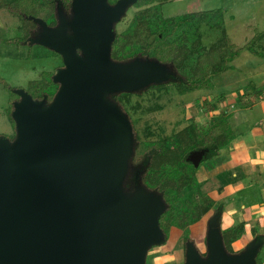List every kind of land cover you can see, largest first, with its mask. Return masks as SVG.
<instances>
[{
    "label": "water",
    "instance_id": "water-1",
    "mask_svg": "<svg viewBox=\"0 0 264 264\" xmlns=\"http://www.w3.org/2000/svg\"><path fill=\"white\" fill-rule=\"evenodd\" d=\"M135 1L74 0L70 25L63 17L56 27L35 19L37 41L64 66L53 75L59 88L50 102L16 90L15 140L0 136V264H145L163 239L161 196L123 190L134 132L109 99L168 79L167 64L153 58L112 61L113 24ZM201 156L188 159L198 166ZM205 243L202 255L187 242L183 264L256 262L255 240L226 251L216 214Z\"/></svg>",
    "mask_w": 264,
    "mask_h": 264
},
{
    "label": "rangeland",
    "instance_id": "rangeland-1",
    "mask_svg": "<svg viewBox=\"0 0 264 264\" xmlns=\"http://www.w3.org/2000/svg\"><path fill=\"white\" fill-rule=\"evenodd\" d=\"M3 1L13 2L20 8V12L32 15L34 20L41 15L48 18L51 12L49 7L46 8V4L37 5L39 1L44 0ZM34 1L37 2L31 4ZM198 11H207V14L201 22L194 20L196 24L191 25L192 30L187 24H181V18L185 19L189 13ZM123 16V19L115 24L118 33L111 43L114 58L124 56V52L128 53L126 51L128 45H132L133 49L138 51L141 47L145 48L142 44L146 40L149 43L164 34L165 44H168L166 51L171 48L176 54L180 48H186L183 66H186L190 74L188 64H196L202 58L204 69L207 67L209 72H212L218 63H213L209 55H213L214 60H219L222 52L232 54L241 49L239 54L229 61V68L216 76H211L212 89L200 88L184 93L174 84L158 86L160 83H152L157 86L148 88L149 84L126 94L122 93L121 107L129 115L133 130L140 140H158L176 134L192 123L209 122L224 111L217 109L219 103L222 104L219 102L221 99L233 101L228 99L233 98L230 92L244 93L245 99L254 101L258 96L253 92L254 87L264 90V0H150L145 3L136 0L126 8ZM22 19L6 7H0V37L5 41L0 42V78L6 84L0 83V136L12 141L15 140L16 130L10 115L14 103L20 98L16 90L23 89L33 99L46 101L45 97H34V87L37 88L40 84L48 86L49 88L45 89L47 94L58 89L59 83L53 80V75L57 69L62 68L60 65L63 63L60 56L52 55L51 49L40 44L37 39L31 38L32 43L19 46L6 41L23 37L20 29ZM130 25L134 26L132 31L134 29L135 36L130 34L129 37L121 33L123 28L125 32ZM210 48L214 49L208 54ZM150 49L154 51L155 48ZM112 61L124 63V59ZM50 72H53L52 79L47 75ZM47 79L52 82L45 84L44 81ZM204 100L210 103L211 108L205 110ZM258 108L259 106L254 104L248 118L257 115ZM198 150L202 154L201 159L209 156L207 148ZM207 158L209 159L202 163L213 164L217 161H212L213 157L210 156ZM216 179L212 177L202 181L201 190L208 193L212 191L216 187ZM252 193L257 196L256 192ZM244 195L252 197L247 193ZM213 214L210 209L207 215L205 213L204 222L199 220L189 225L187 229L188 237L202 253H206L207 222ZM233 245L238 249L240 243L235 242ZM184 256V234L182 230L171 226L165 243L150 248L145 264H183Z\"/></svg>",
    "mask_w": 264,
    "mask_h": 264
},
{
    "label": "trees",
    "instance_id": "trees-1",
    "mask_svg": "<svg viewBox=\"0 0 264 264\" xmlns=\"http://www.w3.org/2000/svg\"><path fill=\"white\" fill-rule=\"evenodd\" d=\"M146 1L150 0H139V2L143 3ZM33 3L34 2L31 4ZM0 7H6L12 13L18 14L21 18H23V22L20 25L23 37L6 41L12 42L17 46L26 43H32L30 29H33L32 33L34 34V27L37 24L36 21L31 17L32 15H27L26 13H23V11L20 12V8L16 7L13 3L4 2L3 0H0ZM218 10L220 11L221 9ZM206 14L207 11L191 12L186 16L185 19L181 18V24H187V27L192 30L191 25L196 24L195 21L201 22L202 19L204 20ZM132 27L134 26L130 25L124 34H127L129 37L130 34L135 36L136 34L133 33L134 29L132 31ZM163 35L164 34L158 36L149 43L146 40L142 44L145 48L141 47V49L138 51L133 49L132 45H128L126 47L127 50L125 49L128 53L124 52V56L119 58H114L111 51V58H113V60L124 59V61H128L138 56L142 58L147 56L162 63H166L169 67L167 74L168 79L160 83L158 86H163V84L170 83L176 85L179 91L187 93L200 88L212 89L213 87L210 83L211 76H216L217 74L229 68V61H231L241 51V49H237L232 54L222 52L219 60H214V56L209 55L210 60H212L213 63H218L216 67H213L212 72H209V68L207 69V67L204 69L202 65V58L199 59V62L196 64H186L189 71H191L190 74H188L186 66H183V56L186 53V48H180L176 54L172 52L171 48L166 51L168 44H165L166 38ZM0 42H5L3 41L2 37H0ZM150 48L155 49L153 51V49ZM213 49L214 48H210L208 54L211 53ZM50 52L52 55H58L53 50H50ZM200 56L201 55H198V57ZM47 75L50 77V79H52L51 77L53 72H50ZM2 82L5 84L4 80L0 78V83ZM49 82H52V80L48 81L47 79L44 81L45 84ZM153 86L157 85L150 84L148 88ZM45 87L46 86L42 84H40V86L37 88L34 87L33 95L35 98L45 97L46 103H48L53 99V95L55 94L57 88L53 93L47 94L45 93V89H47L48 86L46 88ZM8 88L10 89L9 86ZM122 93L126 94L128 92L124 91L111 93L109 94V99L117 102L121 110L125 113L121 107L122 104L120 95ZM243 95H241L239 99L241 101L248 100L245 99ZM204 107L206 110L211 108V105L208 101L204 100ZM127 116L130 120L129 115ZM10 118L12 122H14L12 114L10 115ZM195 123H192L191 126L188 125L182 131L176 134H172L158 140L142 141L133 130L134 137L132 144V154L128 160L127 173L124 178L123 189L124 192H132L137 186H140L146 190L154 191L160 195L164 201L165 209L159 216V225L163 232V239L160 243L155 245L165 243L168 238L171 226L182 230L184 234V248L187 242L194 243V241L188 237V226L199 221L215 203V201L209 196L207 192L201 190L202 182L197 180L195 174L198 166H195L194 163L188 158L196 150L204 148H207L210 158L216 156L221 149L227 147L233 141L235 134L231 129V126L228 122V114L225 111H221L218 115L205 124H197V122ZM137 150L139 151L136 158ZM209 156H204L200 160V163L209 159L207 158ZM222 210V207L218 208L216 212L218 217L220 216ZM220 232L225 249L228 253H239L240 251L244 250V248L234 250L232 246V243L244 234V223L242 221H236L228 227L220 228ZM252 235V240H255L256 243L260 244L258 250L260 252L262 246V237H264V234H261L257 227H252ZM259 252L256 256L255 264H262V261L259 257ZM205 254V252L202 253V255Z\"/></svg>",
    "mask_w": 264,
    "mask_h": 264
},
{
    "label": "crops",
    "instance_id": "crops-1",
    "mask_svg": "<svg viewBox=\"0 0 264 264\" xmlns=\"http://www.w3.org/2000/svg\"><path fill=\"white\" fill-rule=\"evenodd\" d=\"M253 92L258 94L254 101H241L239 97L244 93L236 92H230L233 98L235 97L228 98L233 100L232 102L224 99L219 101L222 106L217 104L216 108L226 110L228 122L235 134L234 139L213 157L212 161L217 160L213 164L199 162L195 173L199 182L217 178L216 187L207 193L215 201L210 208L214 214L219 207H223L219 216L220 228L228 227L236 221L244 223V234L232 243H240L238 249L233 245L234 250L245 248L252 241V227H257L258 231L264 234V90L254 87ZM253 102L259 106L258 114L248 118L253 109ZM253 191L257 196L253 195ZM246 193L252 197L244 195ZM205 220L204 214L200 222ZM261 243L263 250L258 252L264 264V237ZM257 244L259 250L260 244Z\"/></svg>",
    "mask_w": 264,
    "mask_h": 264
},
{
    "label": "flooded vegetation",
    "instance_id": "flooded-vegetation-1",
    "mask_svg": "<svg viewBox=\"0 0 264 264\" xmlns=\"http://www.w3.org/2000/svg\"><path fill=\"white\" fill-rule=\"evenodd\" d=\"M73 1L74 0H44L43 1H39V3H37V5H43L46 4L47 7L46 8H50L51 12H49L48 18L43 17V15H38L40 16V18H42L43 20L46 21V23L50 26V27H56L59 23H60V17H63L64 19H66L67 24L70 25V22L73 18ZM118 0H106V2L109 5H114ZM37 1H34V3H36ZM8 3H13V2H8ZM124 14V13H123ZM123 14L120 16V18L114 22L113 24V32H114V36L116 35V30H115V24L119 21H121L123 19ZM35 32L34 34L32 33L33 29L31 30V38L32 40L37 39V37L39 38L41 36V31L42 28L39 24H36V26L34 27ZM66 33L68 35H70L72 33L70 26H68L66 28ZM122 34H124V28L122 29ZM36 36V37H35ZM112 51V49H111ZM77 52L79 54H81V50L77 48ZM58 54V53H57ZM58 56L61 57V55L58 54ZM62 58V57H61ZM60 66H64V64L62 63ZM59 66V67H60ZM58 68V67H57ZM197 247V246H196ZM202 253V252H201Z\"/></svg>",
    "mask_w": 264,
    "mask_h": 264
}]
</instances>
